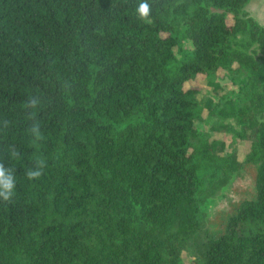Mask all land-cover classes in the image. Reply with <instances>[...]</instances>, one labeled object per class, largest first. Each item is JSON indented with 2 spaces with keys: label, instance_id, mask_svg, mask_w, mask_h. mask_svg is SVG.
Wrapping results in <instances>:
<instances>
[{
  "label": "trees",
  "instance_id": "trees-1",
  "mask_svg": "<svg viewBox=\"0 0 264 264\" xmlns=\"http://www.w3.org/2000/svg\"><path fill=\"white\" fill-rule=\"evenodd\" d=\"M249 1L144 0L141 18V0H0V165L17 177L0 264H185L239 167L202 137L187 87L220 71L239 90L221 114L250 142L256 197L192 257L264 264V26Z\"/></svg>",
  "mask_w": 264,
  "mask_h": 264
},
{
  "label": "rangeland",
  "instance_id": "rangeland-1",
  "mask_svg": "<svg viewBox=\"0 0 264 264\" xmlns=\"http://www.w3.org/2000/svg\"><path fill=\"white\" fill-rule=\"evenodd\" d=\"M246 10L264 26V0H250ZM227 77V73L220 71L217 77L199 76L187 85L198 91L200 109L196 126L202 137L210 143H217L221 156L235 153L239 167L217 195L206 203L205 231L194 241L192 252H183L185 264H197L192 256L200 253L199 246L206 236L221 237L226 231L229 217L234 215L244 202L256 197L257 167L246 158L250 142L238 135L242 130L234 119L221 114V111L227 112L239 100L238 88Z\"/></svg>",
  "mask_w": 264,
  "mask_h": 264
},
{
  "label": "clouds",
  "instance_id": "clouds-1",
  "mask_svg": "<svg viewBox=\"0 0 264 264\" xmlns=\"http://www.w3.org/2000/svg\"><path fill=\"white\" fill-rule=\"evenodd\" d=\"M136 13L139 17L144 18L149 14V6L144 0H141L139 7L136 9ZM37 102L35 100L30 101L28 107L35 108ZM26 134L32 137L34 141H39L42 138V133L39 124H33L26 130ZM18 154L15 150L10 151L9 158L15 160ZM44 168V161H38L35 167L28 168L25 172V176L29 181L39 179L42 175ZM17 177L12 167L0 165V200L8 201L14 195L16 191Z\"/></svg>",
  "mask_w": 264,
  "mask_h": 264
}]
</instances>
